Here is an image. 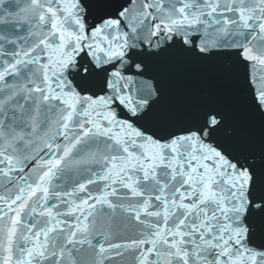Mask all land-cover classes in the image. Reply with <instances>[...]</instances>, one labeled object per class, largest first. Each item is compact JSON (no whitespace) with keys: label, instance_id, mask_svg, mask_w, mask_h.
I'll return each mask as SVG.
<instances>
[{"label":"snow or ice","instance_id":"snow-or-ice-1","mask_svg":"<svg viewBox=\"0 0 264 264\" xmlns=\"http://www.w3.org/2000/svg\"><path fill=\"white\" fill-rule=\"evenodd\" d=\"M0 264H264V0H0Z\"/></svg>","mask_w":264,"mask_h":264}]
</instances>
